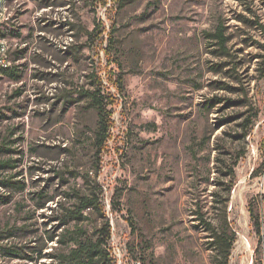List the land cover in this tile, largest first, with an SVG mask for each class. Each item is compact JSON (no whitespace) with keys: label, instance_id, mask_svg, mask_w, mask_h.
I'll return each instance as SVG.
<instances>
[{"label":"rangeland","instance_id":"374dc122","mask_svg":"<svg viewBox=\"0 0 264 264\" xmlns=\"http://www.w3.org/2000/svg\"><path fill=\"white\" fill-rule=\"evenodd\" d=\"M7 7L0 36L24 75L0 71V144L17 150L0 151L16 166L0 170V264H58L64 234L96 238L107 222L114 264H221L203 220L235 231L227 264H264V0ZM219 26L224 48L209 37ZM93 74L115 96L100 152L80 95ZM91 191L100 205L71 219Z\"/></svg>","mask_w":264,"mask_h":264},{"label":"trees","instance_id":"16d2710c","mask_svg":"<svg viewBox=\"0 0 264 264\" xmlns=\"http://www.w3.org/2000/svg\"><path fill=\"white\" fill-rule=\"evenodd\" d=\"M117 2L119 0H113ZM108 0H102L103 5H107ZM95 32H99L101 34L104 33L105 29L103 28L102 22L96 25ZM5 32L2 33L4 37ZM209 37L216 39L218 45L221 48L225 47V43L227 38L224 35V31L222 27H218L217 30L213 34H209ZM110 44L114 43V39L112 35H109ZM111 48V46H110ZM110 48H105V54L110 57L111 51ZM15 61L18 60L22 51H15ZM2 73L7 76L10 80L20 81L24 75V70L20 66V64H13L5 69H2ZM96 80V85L93 88L87 89L84 92H81L80 95L85 96L89 99V104L93 108L97 110L98 114V131H97V151L100 152L103 150L104 144L106 143L109 135L110 128L113 125L112 122V110L108 108L109 104L115 101V96L111 93V91L105 86L104 80L102 76L97 74L92 75ZM264 76V71H263ZM112 81V79L110 78ZM115 85V82L112 81ZM117 85V84H116ZM118 87V86H117ZM252 118L249 121V124L252 123ZM6 153H16L15 148H6L3 145V142L0 144V151ZM15 165L10 164L8 160L0 162V170L5 168H15ZM10 183V180H0V187L7 186ZM25 186H21L24 188ZM78 204L75 210L71 211V219L83 220L84 215L83 211L94 208L97 205L99 206V196L95 195L94 191H91V194H83L82 192H77L76 194ZM6 199L5 201H7ZM251 218L254 223L255 229L258 233L261 232V222L259 217L251 211ZM203 220V218H201ZM203 223L207 227V230L211 231V235L213 237V245L217 249V251L224 257L220 263L227 264L228 258L230 256L233 243L235 241V231L232 228V235L229 237L227 231L229 228L225 227L223 231H219L217 227H215L212 223L206 222L203 220ZM70 236L67 240L65 238L68 235L64 234L63 238L60 240L61 243L66 246H70V249L63 254L58 255V264H114V258L108 246L109 239L111 237V228L109 223L101 229L99 235L96 238L89 237L86 232L80 228L77 231H69L67 232ZM213 246V247H214ZM11 256L17 257L16 253H9Z\"/></svg>","mask_w":264,"mask_h":264},{"label":"built area","instance_id":"2783aa9c","mask_svg":"<svg viewBox=\"0 0 264 264\" xmlns=\"http://www.w3.org/2000/svg\"><path fill=\"white\" fill-rule=\"evenodd\" d=\"M8 18L7 0H0V25ZM6 65L11 64L9 44L5 37L0 36V71L6 68ZM131 264H142L138 259H135Z\"/></svg>","mask_w":264,"mask_h":264},{"label":"bare ground","instance_id":"6f19581e","mask_svg":"<svg viewBox=\"0 0 264 264\" xmlns=\"http://www.w3.org/2000/svg\"><path fill=\"white\" fill-rule=\"evenodd\" d=\"M9 66H11V65H6V68L9 67Z\"/></svg>","mask_w":264,"mask_h":264}]
</instances>
